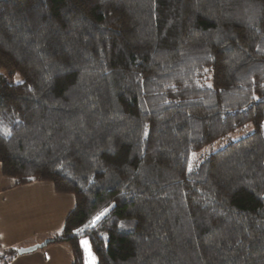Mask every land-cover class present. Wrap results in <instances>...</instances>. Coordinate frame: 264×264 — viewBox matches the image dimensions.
Returning <instances> with one entry per match:
<instances>
[{
    "label": "trees",
    "instance_id": "16d2710c",
    "mask_svg": "<svg viewBox=\"0 0 264 264\" xmlns=\"http://www.w3.org/2000/svg\"><path fill=\"white\" fill-rule=\"evenodd\" d=\"M0 164L73 264H264V0H0Z\"/></svg>",
    "mask_w": 264,
    "mask_h": 264
},
{
    "label": "crops",
    "instance_id": "0c3cea01",
    "mask_svg": "<svg viewBox=\"0 0 264 264\" xmlns=\"http://www.w3.org/2000/svg\"><path fill=\"white\" fill-rule=\"evenodd\" d=\"M74 207L73 194L59 193L46 181L17 185L3 174L0 164V253L17 250L7 264H73V249L67 243L48 244L24 254L18 249L53 239Z\"/></svg>",
    "mask_w": 264,
    "mask_h": 264
},
{
    "label": "rangeland",
    "instance_id": "374dc122",
    "mask_svg": "<svg viewBox=\"0 0 264 264\" xmlns=\"http://www.w3.org/2000/svg\"><path fill=\"white\" fill-rule=\"evenodd\" d=\"M17 80H21L20 76H15L14 81L17 82ZM253 130H254L253 124H251V123L247 124V125L243 126L242 128L237 129L234 132L230 133L226 137L215 141L211 145H208L207 147L203 148L202 150L194 152L193 155H192L193 156L192 159L193 160L194 159L203 160L212 151H216V150L224 147L225 145H227L230 140L232 141V140L239 139V138L251 133ZM85 240L88 241V250L87 251L85 249L84 244L82 243L84 254H85V264H89L90 259H91L92 256L95 257V264H97V258H96V255H95L92 247H91L90 240L88 238H84L83 241H85ZM90 253H91V256H90Z\"/></svg>",
    "mask_w": 264,
    "mask_h": 264
},
{
    "label": "snow or ice",
    "instance_id": "6c2138e0",
    "mask_svg": "<svg viewBox=\"0 0 264 264\" xmlns=\"http://www.w3.org/2000/svg\"><path fill=\"white\" fill-rule=\"evenodd\" d=\"M257 99H258V98H257ZM107 211H108V209L106 208L103 212H100L98 215H96V216L93 218V220L91 221V224H92V225H95V223H96L97 221H99V220L101 219V217H103V216L105 215V213H107ZM78 231H82V229H79ZM82 243L84 244L85 249H86V251H87V250H88V241L85 240V241H83ZM90 256H91V253H90ZM89 264H95V257H94V256L91 257Z\"/></svg>",
    "mask_w": 264,
    "mask_h": 264
},
{
    "label": "water",
    "instance_id": "95a60500",
    "mask_svg": "<svg viewBox=\"0 0 264 264\" xmlns=\"http://www.w3.org/2000/svg\"><path fill=\"white\" fill-rule=\"evenodd\" d=\"M49 242H50V240H45L44 242L39 243V244L34 245V246H31V247L20 248V249H18V253L24 254V253L32 252L34 250H37L39 248H43V247L47 246Z\"/></svg>",
    "mask_w": 264,
    "mask_h": 264
}]
</instances>
